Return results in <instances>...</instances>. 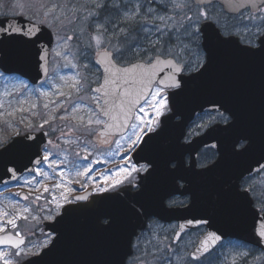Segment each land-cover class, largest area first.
<instances>
[{
  "label": "snow or ice",
  "instance_id": "snow-or-ice-1",
  "mask_svg": "<svg viewBox=\"0 0 264 264\" xmlns=\"http://www.w3.org/2000/svg\"><path fill=\"white\" fill-rule=\"evenodd\" d=\"M18 16L24 18L23 22ZM0 17V85L5 89L0 95L8 97L17 91H31L24 81L16 85L6 75L14 71L7 63L16 57H26L31 47L36 48L38 66L54 57L65 61L64 67L79 66L84 70L70 78L57 76L76 95L68 106L62 101L56 104L54 111L34 112L37 105L32 104L27 111L42 122L34 125L23 116L15 122L17 126L25 124L32 131L47 126L51 132L59 133L57 141L74 145L78 151L60 148L59 144L53 145L52 140L41 146L32 131L10 145L0 139L3 149L0 166L11 179L18 180L19 170L8 158L10 154L18 147L35 146L36 152L30 161L34 166L25 168L32 176L24 184L32 185L37 176L51 178L50 172L60 180L54 185L61 190L60 197L52 194L48 201L50 206L42 209L46 213L43 218L54 223L51 233L44 234L46 239L39 245L41 249L50 252L54 242L62 238L60 226L73 209L93 211L98 226L112 230L117 218L109 202L127 193L123 207L130 216L142 220L141 230L133 233L134 239L130 242V247L141 254L135 264H264V222L253 226L251 238L233 244L226 232L214 227L223 213L219 206L212 209V215L194 217L172 226L171 235L158 218L148 215L146 207L149 187L160 172V161L149 154L150 147L166 125L182 120L185 94L212 66L215 48L229 45L249 55H264V0H14L7 10L0 12ZM45 38L54 43L55 48L40 47ZM79 59L85 62L73 63ZM48 83L42 80L40 88ZM57 91L66 100L71 99L59 86ZM42 94L48 95L47 92ZM207 104L208 123L198 124L199 129L219 124L227 131L239 129L237 115L222 99L212 98ZM3 108L0 101V109ZM43 108L49 109V104L45 103ZM61 110L62 114L57 115ZM24 111L21 106L12 112H0V117H12ZM3 123L7 127L9 121ZM177 126L183 129L185 125ZM41 134L47 133L42 131ZM193 134L199 133L190 132L185 137L181 132L180 157L166 160L169 186L159 195L162 208L184 206L186 202L195 206L190 176L209 173L225 156V142L221 139L219 147L211 145L214 149L211 157L204 160L193 157ZM113 143L117 151L123 150L126 154L123 164L115 173L105 176L104 185L95 186L93 192L70 196L75 191L70 186L73 183L79 184L81 190L88 187L87 180L80 178L88 177L93 170V162L89 160L92 152L100 145H107L109 151L102 155H113ZM50 146L60 150L53 153ZM253 149L254 138L239 131L227 145L234 159L251 154ZM81 153L87 155L81 159ZM45 164L47 170L41 167ZM61 165H70V168L58 171ZM259 176H264V163L257 161V167L240 173L234 181L230 178L223 186L235 199L248 200L255 209L254 216L264 213V195L252 196L255 190L252 181ZM42 187L44 192L52 193L47 185ZM120 188L123 192L118 191ZM177 193L187 200L177 201ZM15 195L20 196V193ZM23 199L27 201L29 196ZM41 199L43 193L33 198L34 201ZM18 204V200L9 201L11 211L0 208V232H6L8 226L16 230L13 235L0 237V245L14 250L0 251L2 264H13V256L26 254L25 236L17 230V221L28 220L25 213L29 212V207L17 208ZM202 226L207 230H201ZM189 227L196 228L199 234L196 241L183 243L182 234ZM119 264H127V257L120 258Z\"/></svg>",
  "mask_w": 264,
  "mask_h": 264
},
{
  "label": "water",
  "instance_id": "water-1",
  "mask_svg": "<svg viewBox=\"0 0 264 264\" xmlns=\"http://www.w3.org/2000/svg\"><path fill=\"white\" fill-rule=\"evenodd\" d=\"M17 19L21 22L24 20L19 16ZM53 45L54 43H50L45 38L39 46L51 49ZM50 59L51 57L42 62L43 66H38L36 48L31 47L26 57H16L7 63V67L14 71L6 74H18L32 84H40L49 76ZM212 98L222 99L235 112L239 129L227 131L222 129L224 127L222 124L211 125L191 139V155L196 159L202 148H212V144H217L219 147L221 139L225 142V156L220 165L209 173L190 176L192 191L196 196L195 206L189 203L186 206L162 208L159 206V195L169 186L166 160L170 157H180L181 132L186 136L188 126L201 113L209 109L207 100ZM181 106L182 120L171 121L166 125L162 135L153 141L149 150L150 155L159 159L160 172L151 182L146 195L147 213L165 222L177 220L182 224L194 217L212 215V209L219 206L223 213L214 227H219L226 232L227 238L246 241L251 238L253 226L264 222V213L254 216L255 209L248 200L235 199L223 190V186L230 178L234 181L240 173H246L249 168L257 167V161L264 163V160H261V156L264 155V55H249L229 45L215 48L212 66L203 78L190 85ZM177 124L185 126L181 129ZM42 131L47 134L42 135ZM237 131L254 138V149L251 154L234 159L228 153L227 145ZM26 133L14 136L6 145L22 139ZM32 135L41 146L48 140H52L47 129L32 131ZM0 151L3 149L0 148ZM35 152V146L18 147L8 157L13 160L14 166L19 170L18 179L30 172L25 171V168H33L34 165L30 161ZM133 159H136L135 154ZM16 181L11 179L0 166V188L14 184ZM118 191L123 192V188ZM87 192H93V190L90 189ZM113 195L115 196L116 193L114 192ZM126 197L127 193H124L123 196H117L115 200L109 202V207L117 218L112 230L100 228L93 211L86 208L73 209L60 226L62 238L54 242L55 246L50 252L45 248L17 264H119L120 258L127 257L128 260L134 252V248L130 247V242L134 239L133 233L141 230L142 220L130 216L125 210L123 202ZM93 198L94 195L90 200ZM65 206L73 207L74 205ZM53 223L54 221L46 222L47 233H51ZM189 229L192 227L187 228L186 231ZM13 234L8 232L0 234V237ZM4 246L6 245H0V247ZM45 251L46 254H44Z\"/></svg>",
  "mask_w": 264,
  "mask_h": 264
},
{
  "label": "rangeland",
  "instance_id": "rangeland-1",
  "mask_svg": "<svg viewBox=\"0 0 264 264\" xmlns=\"http://www.w3.org/2000/svg\"><path fill=\"white\" fill-rule=\"evenodd\" d=\"M14 0H0V12H3L4 10H7L10 5H12ZM53 48H55V44L53 45ZM71 59V57H70ZM85 61L82 59L79 60H73V63H78V65L83 64ZM65 61H63L60 58H54L51 57L50 59V73L46 80L49 81L48 85H46L44 88H40V84H32L29 80L23 78L21 75H10L6 74L10 78H12V83L19 85V82L22 80L25 83L29 85V90H21L14 92L12 96H2L0 95V101L3 102L4 108L0 109V112H12L14 109H17L21 106L24 107L25 111L23 113L16 112L12 117H0V139L4 140L5 143L8 142L13 136L25 133L27 131H32L31 129L27 128L25 124L21 123L19 126L16 125V121L21 119V116L25 117L26 119H30L31 122L35 125L38 123H41L42 120H40L39 117H32L30 113L27 111V109L32 104H36L37 107L33 109L34 112H47L49 110H55L56 104H59L60 102H64L65 106H68V104L71 103V100L76 99V95L74 91H71L69 87L62 81H59L57 79L58 75H63L66 77H73L76 75L77 72H83L82 67H77L75 69L70 67H64ZM55 82V83H54ZM57 86L60 87V90L64 91L65 93H68L70 96V100H66L65 97H62L58 94ZM36 89H40L39 92L36 91ZM4 87L0 85V93L4 92ZM11 91V89H9ZM47 92L48 95L45 96L42 93ZM26 101V103H23ZM50 101H55L56 103H50ZM45 103L49 104V109H44L43 105ZM62 114L61 112L57 113V115ZM7 120L9 121L7 127H5L3 121ZM63 124L64 122H59ZM202 123H208V117L204 114L202 115L198 121L194 125V129L192 132L196 133L195 130L198 129L197 125ZM46 129L47 126H45ZM40 130L39 128H36L35 131ZM67 130V129H65ZM51 136L53 137V145L59 144L60 148L78 151L79 149L75 148L74 145H67L64 144L62 141H57L56 137L59 135L58 132H51L49 130ZM49 150L53 153L58 152L60 149L50 146ZM109 151V146L107 145H100L95 151L92 152V155L89 156V160L93 162V170L89 173L88 177H82L80 178L82 181L87 180L88 187L87 188H94L95 186H102L105 183V176H109L110 174L115 173L118 170V167L123 164L125 153L123 150L117 151L116 146L113 143L111 145V151L114 153L113 155H102V153H105ZM87 155V153H81V159L83 156ZM133 155V154H132ZM55 158V157H54ZM69 159H73L72 156H69ZM100 160L99 163H95L96 160ZM83 163H86L87 161H82ZM45 170H47V165L45 164L43 166ZM70 165H61V169L59 170H66L69 169ZM103 174V175H102ZM32 175H27L23 178V182L25 180L31 179ZM49 176L51 178H44L37 176L36 179L40 181V185L36 187H31V185H23L20 186L18 189V192L25 191L31 200L23 201L20 199L19 196H14L12 193L13 189L9 191V189L6 190V193H3V191H0V208H3L5 210L11 211V209L8 207L9 201L15 202L19 201V204L17 205V208H20L22 206H28L29 212L25 213V215L28 216V220H18L17 223L19 225V230L21 233H35L34 236L31 237V239L25 244L26 246V254H22L20 257L13 256V264H16L23 259H25L28 256H31L35 253L40 252L42 249L39 247L40 244H42L46 237L44 232V225L43 217L46 215L45 212L42 211V209L48 208L50 205L48 201L51 199V195L55 194L57 198L61 195V190L56 189L54 187L55 184L59 183L60 180L58 177H53L51 172L49 173ZM67 179V176H66ZM252 184H254V195L255 197L264 195V176L256 177ZM42 185H47L50 189H52V193L44 192ZM72 188L75 189V191L70 196H73L79 189L80 185L73 183L70 185ZM38 188L39 191H35L34 189ZM17 190V189H16ZM40 193H43V199L39 201H34L33 198L37 195H40ZM160 224L165 228L168 229V234L171 235V228L172 226H175L174 222H162L159 220ZM7 231H16L11 229L10 226H8ZM1 233V232H0ZM3 233V232H2ZM233 244H240L242 242L238 240H229ZM0 251H8L13 252L14 250L8 246L1 247ZM259 254V253H257ZM141 254L135 250L133 256L129 259L128 264H135V259L137 256H140ZM149 259H151L149 257ZM2 264V262H0Z\"/></svg>",
  "mask_w": 264,
  "mask_h": 264
},
{
  "label": "flooded vegetation",
  "instance_id": "flooded-vegetation-1",
  "mask_svg": "<svg viewBox=\"0 0 264 264\" xmlns=\"http://www.w3.org/2000/svg\"><path fill=\"white\" fill-rule=\"evenodd\" d=\"M5 11V10H4ZM205 113H203V114H201L198 118H196L193 122H191V124L188 126V129H187V134H186V136L185 137H187L188 136V134L190 133V132H192V130L194 129V125H195V123L198 121V119L202 116V115H204ZM210 126V125H209ZM207 128V127H206ZM205 128V129H206ZM205 129H203V130H201V129H197V130H195L196 131V133H201V132H203ZM196 134H193L192 136H191V139L195 136ZM100 147V146H99ZM213 152H214V149H212V148H202L201 150H200V152H199V155H198V160H204V159H207L208 157H211L212 156V154H213ZM44 165H41V167H43ZM27 175H32L31 174V172H29V173H26V174H24V175H22L14 184H11V185H6V186H3V187H1L0 188V191H3V193H6V190L7 189H9V191H11V189H13V195L14 196H16L15 194L16 193H20V199L21 200H23V201H26V200H24L23 199V196H25V195H27V196H29L25 191H22V192H18V189L20 188V186H23V185H25L24 184V182H23V178L25 177V176H27ZM36 181H38L37 179H36ZM36 181H33V184L31 185V187H36V186H39L40 184H37L36 183ZM253 186H254V184H253ZM17 189V190H16ZM93 190L94 188L92 187V188H86V189H83V190H81V189H79L74 195H77V194H80V193H85V192H87L88 190ZM252 195H254V191H253V193H252ZM90 198H91V196H90ZM175 199L177 200V201H186L187 200V198L186 197H184V196H181V195H179V194H177L176 195V197H175ZM29 200H31L30 199V197H29ZM189 203H185L184 204V206H186V205H188ZM46 222H48V220H45V221H43V225H44V232L45 233H47L46 232V230H45V224H46ZM174 223H175V226H178L179 224H180V222L179 221H177V220H175L174 221ZM177 230H178V228H177ZM201 230H204V231H206L207 229L206 228H203V226H202V228H201ZM8 232H14V231H6V232H1L0 234H4V233H8ZM25 237H26V243L31 239V237L32 236H34V232L33 233H22ZM198 230L196 229V228H192V229H189V230H187L185 233H183L182 234V241H183V243H191V242H194V241H196V239H197V236H198ZM228 240H230L231 238H227ZM233 240H236V239H233ZM238 241H240V240H238ZM240 242H242L243 243V241H240ZM25 243V244H26Z\"/></svg>",
  "mask_w": 264,
  "mask_h": 264
}]
</instances>
